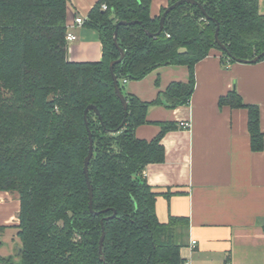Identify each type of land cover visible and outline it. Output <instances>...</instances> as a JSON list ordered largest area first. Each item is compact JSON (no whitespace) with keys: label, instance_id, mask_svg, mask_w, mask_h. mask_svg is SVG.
<instances>
[{"label":"trees","instance_id":"obj_1","mask_svg":"<svg viewBox=\"0 0 264 264\" xmlns=\"http://www.w3.org/2000/svg\"><path fill=\"white\" fill-rule=\"evenodd\" d=\"M196 1L172 10L156 36L167 8L152 17V0H100L85 24L99 33L102 60L76 63L68 59L66 39L70 0H0V192L20 197L18 264H186L180 251L189 220L171 216L160 223L157 194L145 176L148 165L165 162L162 140L178 124L161 123L153 140L139 139L136 130L148 123L151 106L175 110L190 103L195 66L212 50L221 52L226 65L264 52L260 0ZM120 21L139 22L121 26L118 34L125 58L114 73L127 98V116L110 71L120 57L114 44ZM218 24L233 58L216 43ZM166 66H186L188 81L172 82L152 102L125 91L127 81ZM219 105L248 111L251 149L263 151L259 106L246 104L235 89ZM89 106L97 107L102 120L91 110L86 124ZM88 129L94 140L93 211L84 171Z\"/></svg>","mask_w":264,"mask_h":264},{"label":"crops","instance_id":"obj_2","mask_svg":"<svg viewBox=\"0 0 264 264\" xmlns=\"http://www.w3.org/2000/svg\"><path fill=\"white\" fill-rule=\"evenodd\" d=\"M99 1L70 0L67 29L77 37L68 42L70 62L102 60L99 33L85 24ZM171 1L152 0V17H159ZM260 5L264 13V0ZM78 17L82 25L76 23ZM188 78L186 66L160 67L140 81H127L124 89L152 102L172 82ZM195 79L189 104L175 110L151 106L148 123L136 130L139 139L153 140L161 123L178 124L162 140L165 162L145 170L157 194V218L162 224L171 216L189 220L180 251L186 264H264V150L251 149L248 111L219 105V99L235 89L246 104L259 106L264 134V60L226 65L221 52L212 50L196 64ZM182 122L191 127L181 128ZM20 209L18 193L0 192V264L20 261Z\"/></svg>","mask_w":264,"mask_h":264},{"label":"water","instance_id":"obj_3","mask_svg":"<svg viewBox=\"0 0 264 264\" xmlns=\"http://www.w3.org/2000/svg\"><path fill=\"white\" fill-rule=\"evenodd\" d=\"M174 1H175V3L172 4L171 6H169L167 8V10L165 11L164 15L161 17V19H160V30L156 34V36L157 35H160L162 33V31L164 30L165 21H166V18L168 16V14L172 10H174L176 7H178L181 4H184L185 2L190 3V4H194V5H198V2L196 0H174ZM200 8L202 9L203 13L205 14L206 11L204 10L203 6L200 5ZM114 19H116L115 14H113V16L111 17V20H114ZM137 23H139V22H137V21H132V22L120 21V22L117 23L116 31H115V34H114V44L118 48V50L120 52V57L118 59L112 61V63L110 64V71H111L112 76H113L114 86H115V89H116V93H117L118 98L121 100V102L123 104V107H124L126 116H127V113H128V102H127V98H126L125 94L122 92V89H121V87L119 85V79H118V77L114 73L115 66L117 64L122 63L123 60H124V58H125V51L119 45L118 34H119V28L121 26H130V25L137 24ZM149 35L150 36H155L153 34H149ZM215 38H216V43L221 47V49L223 51H225L228 54L229 57L233 58L232 55L228 52L227 47L225 45H223L221 43L220 39H219V24H218V28H217V32H216ZM262 58H264V52L261 53L260 55H258L252 61L240 60V59H236V58H233V59L236 62H238V63H257ZM91 110L92 111H95L97 113V115L100 117V119L102 120V116H101L99 110L97 109V107H95V106H89L88 109L85 112L86 124H88L87 123V115H88V112L91 111ZM125 122L126 121H124V123ZM89 136H90V150H89V155H88V157L85 160V169H84V171H85V174H86V179L88 181V186H89V190H90V209H91V211H93V196H94V192H93V186H92V183H91L90 177H89V165H90V161H91V159H92V157L94 155V140L92 138V135L90 133V130H89ZM114 217H116V213H114V215L111 218H114ZM104 239H105V229H103V235H102V238H101V241H100V255H101V260L102 261H105V257H104ZM19 252L21 253L22 252V249H20Z\"/></svg>","mask_w":264,"mask_h":264},{"label":"built area","instance_id":"obj_4","mask_svg":"<svg viewBox=\"0 0 264 264\" xmlns=\"http://www.w3.org/2000/svg\"><path fill=\"white\" fill-rule=\"evenodd\" d=\"M103 9L107 10L108 8L106 5H103ZM76 23L79 25H82L84 23V20L81 17H78V18H76ZM66 39H67V42H71V41L76 40L77 37L75 35H73L72 33L68 32ZM180 127L183 129H189L191 127V125L188 122H182L180 124ZM196 243H197L196 241H192V246L193 247L196 246Z\"/></svg>","mask_w":264,"mask_h":264},{"label":"rangeland","instance_id":"obj_5","mask_svg":"<svg viewBox=\"0 0 264 264\" xmlns=\"http://www.w3.org/2000/svg\"><path fill=\"white\" fill-rule=\"evenodd\" d=\"M8 245H12V244L10 243V244H8ZM12 263H13V264H16V263H14L13 261H12ZM17 264H18V263H17Z\"/></svg>","mask_w":264,"mask_h":264}]
</instances>
